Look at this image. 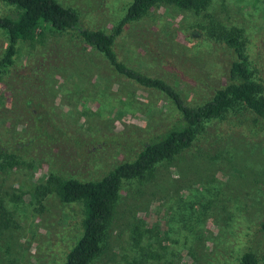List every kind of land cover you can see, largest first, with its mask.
<instances>
[{
  "label": "rangeland",
  "instance_id": "obj_1",
  "mask_svg": "<svg viewBox=\"0 0 264 264\" xmlns=\"http://www.w3.org/2000/svg\"><path fill=\"white\" fill-rule=\"evenodd\" d=\"M57 1L78 12L82 28L107 33L132 3ZM16 13L0 0V16ZM212 27L242 30L264 90V0H211L201 12L157 5L114 48L196 107L230 82L236 59L207 36ZM43 41L20 43L0 77V264H64L82 236L85 207L43 197L40 186L51 175L99 181L182 119L168 96L120 75L75 32L48 29ZM8 44L0 30V60ZM263 222L264 119L240 110L207 122L190 149L123 183L91 264H240L248 251L263 262Z\"/></svg>",
  "mask_w": 264,
  "mask_h": 264
},
{
  "label": "trees",
  "instance_id": "obj_2",
  "mask_svg": "<svg viewBox=\"0 0 264 264\" xmlns=\"http://www.w3.org/2000/svg\"><path fill=\"white\" fill-rule=\"evenodd\" d=\"M3 1L15 7L17 13L0 16V30L9 40L0 60V77L14 65L20 43H30L35 47L44 42L48 29L57 33L75 32L78 40L102 53L120 75L145 88L163 92L182 114L178 124L160 139L146 145L135 161L118 165L101 180L82 182L51 175L47 183L40 186L37 192L43 197L56 194L65 204L83 203L85 207L81 222L82 236L68 252L64 264H91L102 252L105 231L125 181L141 178L157 164L171 161L190 149L197 136L204 131L207 122L226 120L230 113L240 110L250 111L259 119H264V90L254 80L246 38L240 29L212 27L208 32V37L233 50L236 59L229 71L230 82L219 89L210 101L196 107L186 104L181 94L167 81L151 77L120 61L115 51L116 39L124 29L130 23L140 20L155 6H175L201 12L209 6L211 0H132L126 16L113 33L82 28L78 12L57 0ZM261 228L264 232V222ZM133 233L135 244L140 245L142 231L135 228ZM240 264H264V261L260 262L254 251H248L242 254Z\"/></svg>",
  "mask_w": 264,
  "mask_h": 264
}]
</instances>
